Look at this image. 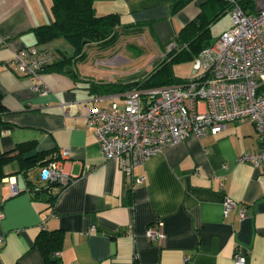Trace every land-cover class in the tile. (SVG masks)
Listing matches in <instances>:
<instances>
[{
  "label": "crops",
  "instance_id": "crops-1",
  "mask_svg": "<svg viewBox=\"0 0 264 264\" xmlns=\"http://www.w3.org/2000/svg\"><path fill=\"white\" fill-rule=\"evenodd\" d=\"M175 1L94 0L93 7L97 14L117 12L122 24L150 22L143 31L155 55L162 56L205 0L173 9ZM51 4L0 0V91L6 107L0 148L33 141L35 149L25 155L48 151L72 180L50 188V196L56 195L50 200L46 192L35 193L49 183L39 177V165L27 176L12 173L17 161L5 166L10 175L0 180V264H46L35 244L42 230L61 236L57 264H233L235 254L244 264H264V162L237 160L259 148L253 123L235 119L216 134L188 135L125 174L115 160L104 158L88 124L93 107L113 100L122 104L123 94L92 91L90 82L99 80L82 74L78 65V74L55 66L35 79L12 61L14 52L30 45L51 51L55 60L72 53L65 37L37 35L39 26L53 19ZM36 84L48 93L41 94ZM226 196L236 204L224 214ZM155 222L164 232L161 245L146 235Z\"/></svg>",
  "mask_w": 264,
  "mask_h": 264
},
{
  "label": "built area",
  "instance_id": "built-area-1",
  "mask_svg": "<svg viewBox=\"0 0 264 264\" xmlns=\"http://www.w3.org/2000/svg\"><path fill=\"white\" fill-rule=\"evenodd\" d=\"M229 1L230 27L194 57L196 72L185 81L146 90L132 89L122 95L121 105L113 100L90 110L88 124L104 158L115 160L125 174L131 175L135 165L162 148L188 135L216 134L235 119L250 120L259 139L257 150L243 152L237 160L254 166L264 162V0H253L254 11L243 9L236 0ZM54 59L51 51L34 45L12 56L16 69L35 79ZM35 88L41 94L48 93L45 86L36 84ZM60 153L66 156L68 150L62 149ZM39 174L42 180H55L62 186L72 180L57 159L42 165ZM142 180V176L135 179ZM235 204L226 196L224 214ZM240 215L244 216L243 208ZM146 235L158 245L164 241L159 222L151 223ZM233 264H244V257L235 254Z\"/></svg>",
  "mask_w": 264,
  "mask_h": 264
},
{
  "label": "trees",
  "instance_id": "trees-1",
  "mask_svg": "<svg viewBox=\"0 0 264 264\" xmlns=\"http://www.w3.org/2000/svg\"><path fill=\"white\" fill-rule=\"evenodd\" d=\"M93 1L52 0L51 12L53 19L50 23L39 26L37 35L40 39H49L55 36L65 37L72 45V53L70 55L64 53L60 59H54L44 67L43 71L46 69H57L55 66H59L63 72L78 74L75 66L86 61L84 48L87 45L94 44L109 48L115 45L120 36L136 34L143 30L144 25H150V22L122 24L120 15L117 12L97 14L93 7ZM187 1L177 0L172 5V8L176 9ZM236 1L245 10H255L253 0ZM231 7L232 3L229 0H205L200 4L198 14L184 24L169 41L170 43L173 42L174 46L168 50L166 49L164 55L161 56L150 72L138 79L124 83L92 81L89 87L92 91L101 94H124L132 89L146 90L185 81L187 77L179 78L174 75L171 63L182 57L194 59L202 49L209 46L213 41L208 32L210 22L214 17L219 16L220 12L230 10ZM100 49L97 47V50ZM5 112L6 107L3 104L0 91V132ZM32 149H35V142L33 141L18 143L10 150H2L0 148V180L10 175V173H6L4 168L12 161H17L18 163L17 171L12 173L21 172L27 176L31 168L37 165L41 167L53 159L52 157H47L49 152L44 150L25 155ZM27 182L30 189L34 191L35 184H31L30 180H27ZM47 195L50 200L56 197V195L50 196V192ZM33 196L37 195L34 194ZM60 239L61 236L57 232L46 230H42L36 237L35 244L41 250L46 264L58 263L59 259L55 253L60 247Z\"/></svg>",
  "mask_w": 264,
  "mask_h": 264
},
{
  "label": "rangeland",
  "instance_id": "rangeland-1",
  "mask_svg": "<svg viewBox=\"0 0 264 264\" xmlns=\"http://www.w3.org/2000/svg\"><path fill=\"white\" fill-rule=\"evenodd\" d=\"M231 25L230 10L220 12L209 24L208 32L214 40L223 30ZM168 44L164 50L173 47ZM97 47L101 48L97 50ZM71 51L70 46L66 48ZM86 61L79 63L78 70L99 81L124 83L138 79L150 72L161 56L155 55V46L143 30L133 35H122L112 47H100L89 44L84 48ZM176 77H190L196 72L192 58L182 57L171 63ZM117 102V101H116ZM121 105V102H117Z\"/></svg>",
  "mask_w": 264,
  "mask_h": 264
},
{
  "label": "water",
  "instance_id": "water-1",
  "mask_svg": "<svg viewBox=\"0 0 264 264\" xmlns=\"http://www.w3.org/2000/svg\"><path fill=\"white\" fill-rule=\"evenodd\" d=\"M57 184H58L57 181L52 180V181H50L46 186H44V187H42V188H38V189H36V190H35V193H38V192H40V191H43V192L48 193L49 190H50V188H52L53 186H56Z\"/></svg>",
  "mask_w": 264,
  "mask_h": 264
}]
</instances>
